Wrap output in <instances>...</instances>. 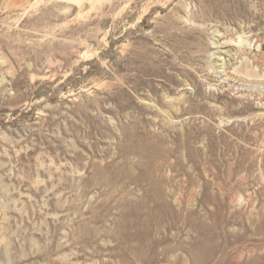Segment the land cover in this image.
Here are the masks:
<instances>
[{"label": "rangeland", "instance_id": "1", "mask_svg": "<svg viewBox=\"0 0 264 264\" xmlns=\"http://www.w3.org/2000/svg\"><path fill=\"white\" fill-rule=\"evenodd\" d=\"M0 264H264V0H0Z\"/></svg>", "mask_w": 264, "mask_h": 264}, {"label": "bare ground", "instance_id": "2", "mask_svg": "<svg viewBox=\"0 0 264 264\" xmlns=\"http://www.w3.org/2000/svg\"><path fill=\"white\" fill-rule=\"evenodd\" d=\"M243 97V96H242Z\"/></svg>", "mask_w": 264, "mask_h": 264}]
</instances>
